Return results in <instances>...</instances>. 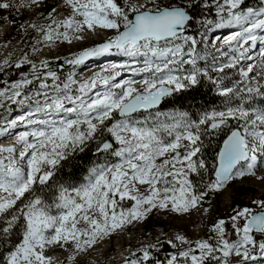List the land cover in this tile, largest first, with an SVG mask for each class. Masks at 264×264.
I'll use <instances>...</instances> for the list:
<instances>
[{
	"label": "snow or ice",
	"instance_id": "6c2138e0",
	"mask_svg": "<svg viewBox=\"0 0 264 264\" xmlns=\"http://www.w3.org/2000/svg\"><path fill=\"white\" fill-rule=\"evenodd\" d=\"M40 3L23 0L20 7ZM243 4L63 0L58 7L68 11L60 19L52 7L47 23L30 25L45 42L71 44L97 30L110 33L65 57L64 64L73 69L105 55L127 57L131 64L110 63L83 80L75 78V71L61 80L48 61L37 66L25 56L15 64L18 69L30 64V73L0 89V106L7 100L28 110L0 127V135L17 125L28 130L19 132L13 144L0 145V264H80L78 257L99 239L145 220L153 210L182 216L195 209L208 215L210 194L247 178L264 184V171L257 175L264 170V0L257 7ZM197 7L214 9L215 19L195 15ZM0 9L16 5L0 0ZM192 25L198 27L188 34ZM228 26L239 30L213 39L214 52H209L208 33ZM199 43L205 45L203 54ZM122 72L142 78L117 82ZM33 81L38 87L23 94ZM202 81L223 98L221 108L200 111L196 118L180 110L156 112L151 121L134 116L174 94L197 92ZM98 85L103 91L89 96ZM204 138L217 141L210 160L204 157L209 147ZM93 148L102 162L92 161L82 183H49L65 167L74 171L78 156ZM37 184L42 192L52 191L50 199L36 194ZM251 205L232 207L227 219L211 224L205 239L181 234L167 239L163 243L176 251L164 260L153 255L157 244L162 246L158 240L142 245L139 255L132 252L124 264H260L264 199H251ZM56 249L65 254L63 260L49 255Z\"/></svg>",
	"mask_w": 264,
	"mask_h": 264
},
{
	"label": "rangeland",
	"instance_id": "374dc122",
	"mask_svg": "<svg viewBox=\"0 0 264 264\" xmlns=\"http://www.w3.org/2000/svg\"><path fill=\"white\" fill-rule=\"evenodd\" d=\"M23 0H13V3L16 5V9L22 12L21 14L24 16L25 19V32L17 38L10 39V27L11 21L6 16L8 11L11 14H14V9L2 10L0 9V19L3 18V22L0 25V71L3 70L5 67H9L12 64L15 67V64L20 61L22 57H27V60L32 61L33 63L39 66L41 61H48L50 67H53L55 71H57L58 76L60 78H64L69 72L75 71L76 72V79L83 80L91 76L94 72H98L101 70L102 67L110 64V63H129L131 64V60L129 59H119L113 62H107L101 64L96 63L95 67L87 68L85 65H79L73 69L72 66L64 64V58L69 57L72 53L80 50L82 47L92 46L94 43L98 42L95 38L94 33H87L85 38L81 41H77L75 39L72 40V43L69 44L68 42L61 40H55L54 42H45L43 41L42 34L35 31L30 25H42L47 23L45 17L47 16L48 11L51 10L52 7H57V19H60L62 15L67 13V9L63 7H58L62 5L63 0H41L40 5L34 7H23L21 8L20 5ZM143 2V0H141ZM161 4L168 3L169 0H159ZM209 3L211 1L209 0ZM22 18V19H23ZM1 21V20H0ZM229 28H221V29H214L213 32L208 33V46L207 50L209 52H214L212 48L211 41L217 37L223 38L224 35L230 34L232 31H236V26H228ZM231 27V28H230ZM236 28V29H235ZM31 30H33V34H28ZM239 30V28H238ZM237 30V31H238ZM230 31V32H229ZM97 32H99L97 30ZM96 32V33H97ZM110 33L106 31L105 37ZM104 39V38H103ZM219 47V44L216 45ZM33 48L37 49L36 52H33ZM205 49V45L203 43L198 44V50L203 51ZM109 56V55H108ZM111 56V55H110ZM112 55L111 57H114ZM103 59V58H102ZM142 60V58H139ZM208 64L212 63L211 57L208 58ZM221 61L226 60V58H220ZM257 57V61H258ZM7 61V63H4ZM89 61H85L84 63H88ZM94 62V60L92 61ZM247 63V62H242ZM201 67L205 66L204 61L199 62ZM142 66V65H136ZM30 64L24 63L21 65V68H26L21 73H30ZM94 69V70H92ZM21 73L17 80L21 79ZM126 74L127 72H122V74ZM123 74V75H124ZM122 75V76H123ZM63 76V77H62ZM121 76V77H122ZM29 78H31L29 76ZM124 79L132 78L131 75L123 77ZM142 77L139 76L136 79L139 80ZM121 79V78H120ZM51 83V81H48ZM226 84V80L224 81ZM12 82L7 83L6 86L0 87V89L10 87ZM38 87V81H33L31 85H27L24 88V93L27 94L33 92L34 89ZM100 88V89H99ZM99 91H103V87L99 85ZM215 91V89H214ZM217 94V92L215 91ZM91 94L89 93V96ZM171 100L167 102L166 106H162L159 109L151 110V111H142L134 116L137 119H144L147 118L151 121L152 117L155 116L156 112L160 113H172L176 109L170 106ZM10 109V110H9ZM28 109L20 108L15 104H12L10 101L5 100L3 106H0V113H4L2 118L0 119V127H3L4 122L9 120L13 115L23 114L24 111ZM184 111V110H180ZM190 113V112H189ZM191 114V113H190ZM196 114H191L193 118H196ZM118 118V117H117ZM162 119L166 120V117H162ZM7 127V125L5 126ZM19 127V128H18ZM24 128L23 125H18L14 129L9 130V133L15 134L22 131ZM28 130V129H27ZM2 138V137H1ZM205 142L207 143L209 139L204 138ZM1 140V139H0ZM9 141V140H8ZM13 144V143H11ZM115 145V144H114ZM102 162L100 159L97 163ZM264 170H258L257 175H260L261 172ZM86 175V174H85ZM83 182V179L80 183ZM52 185L62 183L65 185H79L73 184L70 182H63L58 180L55 176L52 181L49 182ZM36 189V193H38V189ZM237 187H245L247 189H252L256 192L253 195L248 196V201L251 199H264V184L260 181L255 180V178H247L243 181V183L233 184L228 191L223 192L217 195H209L207 200L211 201V208L208 215H204L201 211L191 210L190 213L184 214L182 216H178L176 214L168 213L165 211L157 212L153 210L147 218L143 221H134L131 224L124 226L123 228L116 229L115 231L111 232L110 235L105 236L103 239H99L97 243L93 246V248L88 249L86 253L81 254L78 259L80 264H124L125 258L131 259V253L137 252V250L142 247L144 244L148 243H157L159 240L160 242H164L167 239L174 238L175 235L181 234L186 236L189 240H196V239H205L210 234L208 229L210 228L211 224L219 218L225 219L231 214L229 209V201L232 198H235L234 193L237 194L236 190ZM249 187V188H248ZM48 198H51L52 191L48 190ZM126 206H130V202H126ZM204 207H208V204L205 203ZM253 206V205H252ZM229 214V215H228ZM83 226V224H81ZM126 241V242H124ZM122 242V243H118ZM122 245L120 248L119 246ZM171 248V247H170ZM176 249H172L170 252H174ZM139 255V253L137 252ZM168 254V253H167ZM166 254V255H167ZM54 258L59 260H63L65 254L61 249H56L55 251L49 253ZM153 255L159 259V253L154 252ZM164 255V257L166 256Z\"/></svg>",
	"mask_w": 264,
	"mask_h": 264
},
{
	"label": "trees",
	"instance_id": "16d2710c",
	"mask_svg": "<svg viewBox=\"0 0 264 264\" xmlns=\"http://www.w3.org/2000/svg\"><path fill=\"white\" fill-rule=\"evenodd\" d=\"M120 2L122 3V0H120ZM258 4H259V0H244L243 6L257 7ZM193 11H194V14L197 16L206 15L211 19H215L214 9L208 10L206 12H201V10L197 7ZM13 13L14 14H11L8 11L6 15L11 21V27H10V33H9L10 39L17 38L20 35H22L25 32V28H26V25H25L26 21L23 18L24 16L21 14L22 12L21 11L19 12L18 9H14ZM0 20H1L0 21V25H1L3 22V18ZM197 27H198L197 25H192L190 27L188 34H194ZM28 34L32 35L33 30H31ZM24 70H26V68L20 67L18 69L14 67L13 64L9 67H5L3 70L0 71V87H4L6 86L7 83L17 80L19 77V74L23 72ZM226 71H230V70H226ZM237 78L238 77L236 76L231 77V79L233 80ZM62 79L63 78H61V80ZM226 85L231 86L230 79H226ZM193 95L196 96L195 101L192 100ZM168 100L169 101L171 100V103H172L170 104L171 107L184 110V111H188L191 114H195V113H198L204 110H211L212 108L219 109L222 107V102H223V98L219 97V95L215 93L213 86L206 81L201 82V84L198 86L197 92H189L188 94H174L173 97L166 98L162 106L165 107ZM3 115H4L3 112L0 113V119L2 118ZM216 142H217L216 140H209L207 143L205 142L206 144H209V147L205 149L204 151L205 158L209 160L212 158V152H213V148ZM93 151H94V148L91 151H88L86 155H84L82 158L78 156V159H77L78 166L75 168L74 171L70 170L68 167H65L62 171L57 172L56 177L58 178V180L63 181V182L67 181L73 184L74 183L79 184L81 180L83 179V177L85 176V174H87V168L91 166L92 161L98 162L99 160V157L97 155H93ZM70 171L72 173L71 175H69ZM35 186L38 189V193L36 194L43 195L44 198L47 199L49 191L44 190L42 192L38 184ZM247 191L252 192L254 190L247 189L245 187H237V194L239 196L235 197L232 200L231 208L236 207V206H247L244 199L240 197L241 195L244 194V192H247ZM161 243H162V246L161 244H157V248L159 249L157 253H159V259L164 260L165 259L164 255L169 253L171 251V248H170V245H168L167 243H163V242ZM154 252L156 251L154 250L153 253Z\"/></svg>",
	"mask_w": 264,
	"mask_h": 264
},
{
	"label": "bare ground",
	"instance_id": "6f19581e",
	"mask_svg": "<svg viewBox=\"0 0 264 264\" xmlns=\"http://www.w3.org/2000/svg\"><path fill=\"white\" fill-rule=\"evenodd\" d=\"M235 27V26H234ZM226 28H229V27H226ZM231 28V27H230ZM237 28V30H238V27H236ZM235 28V29H236ZM236 30V31H237ZM99 32H97V33H94L95 34V36H96V40L97 41H100V40H102L103 38H105V33H106V31H104V30H98ZM230 32V31H229ZM226 35H228V34H226ZM225 36V35H224ZM220 38H222V36L220 37ZM112 56V55H111ZM110 55L108 56V55H105V56H103V57H105V59H102V56L101 57H96L95 59H90V60H88L89 62L88 63H84V64H82V65H85V67H87V68H90V67H95L96 65H95V61H96V63H107V62H113V61H117V60H119V59H123V58H127V57H123V56H114V57H111ZM97 59H99V60H101V61H99V60H97ZM94 60V62H92ZM92 70H94V69H92ZM124 74V73H123ZM129 75H131V72H127L126 74H124L122 77H121V79L123 78V77H126V76H129ZM137 77H139V76H136V77H132V78H134V79H136ZM120 80V78L119 79H117V82ZM100 89V88H99ZM99 89L97 90H94V91H92L90 94V96H93L94 94H95V92H97V91H99ZM17 115H20V114H17ZM17 115H13L9 120H11V119H14ZM8 121V120H7ZM7 121L6 122H4V124H3V127H5L6 125H7ZM18 126V125H17ZM19 128V127H18ZM14 129V128H13ZM11 130V129H10ZM22 130H27L25 127L22 129ZM18 133H15V134H12V133H9V132H7V133H4L3 135H0V145H10L11 143H14V141H15V137H16V135H17ZM2 137V138H1ZM9 140V141H8ZM249 188V187H248ZM236 192H237V190H236ZM256 192H254V191H247V192H244V194L243 195H241L240 197L241 198H243L244 199V201H245V203H246V205L247 206H249V207H254V206H252L251 204H250V201H248V196L250 195H253V194H255ZM234 196L235 197H238L239 195L238 194H235L234 193ZM234 198H232V200H233ZM260 199V198H259ZM232 200H230L229 201V211H230V213H231V205H232ZM229 215V214H228ZM225 218V217H224ZM227 219V218H226ZM124 242H126V241H124ZM118 243H122V242H118ZM120 248L122 247V245H120L119 246ZM258 260L260 261V264H264V259H261V258H259L258 257Z\"/></svg>",
	"mask_w": 264,
	"mask_h": 264
},
{
	"label": "water",
	"instance_id": "95a60500",
	"mask_svg": "<svg viewBox=\"0 0 264 264\" xmlns=\"http://www.w3.org/2000/svg\"><path fill=\"white\" fill-rule=\"evenodd\" d=\"M91 59H95V58H91ZM89 60H90V59H89ZM87 61H88V60H87ZM163 102H164V101H162L161 104H160V105H157L154 109H149L148 111H151V110H155V109H159V108H161ZM142 111H144V110H141L140 112H142ZM134 115H135V114H134ZM113 143H114V142H113Z\"/></svg>",
	"mask_w": 264,
	"mask_h": 264
},
{
	"label": "built area",
	"instance_id": "2783aa9c",
	"mask_svg": "<svg viewBox=\"0 0 264 264\" xmlns=\"http://www.w3.org/2000/svg\"><path fill=\"white\" fill-rule=\"evenodd\" d=\"M228 227L230 228V225ZM232 238H234V237H232Z\"/></svg>",
	"mask_w": 264,
	"mask_h": 264
}]
</instances>
